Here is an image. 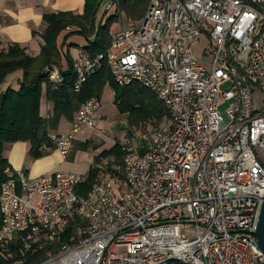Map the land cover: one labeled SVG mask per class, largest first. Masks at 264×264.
I'll list each match as a JSON object with an SVG mask.
<instances>
[{
	"label": "built area",
	"instance_id": "1",
	"mask_svg": "<svg viewBox=\"0 0 264 264\" xmlns=\"http://www.w3.org/2000/svg\"><path fill=\"white\" fill-rule=\"evenodd\" d=\"M119 0L105 11L118 10ZM71 28H68L69 31ZM105 57L74 60V91L104 68L138 85L167 116L129 130L123 171L30 178L7 169L0 250L8 264H264L254 232L264 198V0H151L111 34ZM206 42V49H197ZM50 83H64L57 66ZM262 95L261 105L256 96ZM226 107L222 112L221 108ZM102 101L82 104L69 132L48 135L67 159ZM137 138L148 143L134 145Z\"/></svg>",
	"mask_w": 264,
	"mask_h": 264
},
{
	"label": "trees",
	"instance_id": "2",
	"mask_svg": "<svg viewBox=\"0 0 264 264\" xmlns=\"http://www.w3.org/2000/svg\"><path fill=\"white\" fill-rule=\"evenodd\" d=\"M104 0H84L83 14L59 12L46 14L43 21L46 30L42 36L43 47L37 57L30 56L19 44H10L6 50H0V192L7 180L5 171L12 168L4 156L6 144L27 142L30 144L29 157L32 160L42 158L47 151L56 150L48 135L56 131L61 119L73 122L80 106L90 99H102L107 87L114 92V104L121 113L128 114L129 124L140 126L152 122L157 127L167 116L165 107L149 90L138 85L118 87L109 67L104 61V68L82 86L80 92L74 91L76 74L74 59L69 52L63 54L58 45L60 35L68 28H74L73 35H79L87 41L84 52L90 59L105 57L111 46V28L118 22L119 15H113L99 26L96 18ZM151 0H121L119 12L127 19L140 21ZM71 35V34H70ZM94 40L90 42V39ZM72 46H69V48ZM65 62V65H64ZM57 66L63 75L61 87H54L47 78L46 68ZM22 72L19 90H3L6 80L11 75ZM42 100L52 106V116L42 117ZM92 143H77L78 151L88 149ZM97 147H95L96 149ZM123 152L117 143L96 157L88 172V180L76 188V194L87 196L96 178L95 166L102 159L113 158L108 171L120 168L118 175L123 178ZM1 221V212H0ZM0 264H8L0 250ZM175 264V263H173Z\"/></svg>",
	"mask_w": 264,
	"mask_h": 264
},
{
	"label": "crops",
	"instance_id": "3",
	"mask_svg": "<svg viewBox=\"0 0 264 264\" xmlns=\"http://www.w3.org/2000/svg\"><path fill=\"white\" fill-rule=\"evenodd\" d=\"M109 1L106 0L105 3ZM105 3H102L103 5L100 7V10L103 8V12L100 10L98 12L96 18L97 26L105 18L103 16L107 5ZM83 11L84 0H0V50H6L10 44L15 43L26 49L30 56L37 57L44 45L42 40L46 30V25L43 21L44 15L59 12L83 14ZM110 12H107V14H110ZM119 30L121 29H117L115 32ZM72 32L74 31H65L58 39V45L62 49L63 54L69 52L74 60L80 57H87L84 52L87 41L79 35H73ZM93 40L94 38L90 39V42ZM69 46L72 47L69 48ZM19 81V79L18 81L15 79L12 82L5 83L3 90L8 88L19 90ZM100 100L102 101L103 97ZM41 115L46 119L52 116V106L47 101L44 102L42 100ZM70 128V122L61 119L57 130L53 131V133H67ZM92 129L86 128L77 135L74 148L67 159H64L57 150H49L42 158L32 160L29 157L31 146L27 142H19L12 145L6 144L4 156L14 172L24 171L29 177H41L45 174L53 173L86 174L93 166L94 156L78 151L75 146L77 143L87 141ZM83 135L88 137L82 138Z\"/></svg>",
	"mask_w": 264,
	"mask_h": 264
},
{
	"label": "rangeland",
	"instance_id": "4",
	"mask_svg": "<svg viewBox=\"0 0 264 264\" xmlns=\"http://www.w3.org/2000/svg\"><path fill=\"white\" fill-rule=\"evenodd\" d=\"M121 0H119L120 3ZM106 0L103 1L105 3ZM115 3V0H110L106 4ZM103 5V4H102ZM103 12V8L100 10ZM119 15V20L117 23H115L111 28V34H113L117 29H124L127 28L130 24V22H138L127 19L125 14L123 12H119V4H118V10L114 12H110V14H107V11L104 12L105 18L102 20V22H105L108 17L113 15ZM101 22V23H102ZM97 26V25H96ZM99 26V25H98ZM71 28V27H70ZM70 31H75V29L72 27ZM206 42H202V44L197 49V54H200L201 49H206ZM22 78V72H17L10 77L7 78V82H12V80L18 79L21 80ZM4 88V87H3ZM261 99L262 95L256 96V104L259 106L261 105ZM226 109V107H222L221 111L223 112ZM66 122V121H65ZM145 125L148 126L149 130L152 131L154 128V125L152 122H147ZM141 128L140 126H132V124H129V116L128 114H123L120 112L118 107L114 104V92L111 88H106L103 95L102 100V110L99 114L97 124L95 127L90 131L89 138L87 139L88 142L90 141L92 145L86 149V150H80L81 152L86 153L89 156H94V159L100 154L106 150H110L113 146H115L117 143L122 146L127 141V134L129 130H139ZM88 137L87 135H83L82 138ZM135 146H140L143 144L148 143V138H137L134 140ZM95 147H97L95 149ZM94 162V161H93ZM47 175V174H45ZM44 176V175H43ZM40 177V176H39ZM30 178L34 179L37 178L36 176H30Z\"/></svg>",
	"mask_w": 264,
	"mask_h": 264
},
{
	"label": "water",
	"instance_id": "5",
	"mask_svg": "<svg viewBox=\"0 0 264 264\" xmlns=\"http://www.w3.org/2000/svg\"><path fill=\"white\" fill-rule=\"evenodd\" d=\"M254 236L256 238L258 248L264 255V198Z\"/></svg>",
	"mask_w": 264,
	"mask_h": 264
}]
</instances>
